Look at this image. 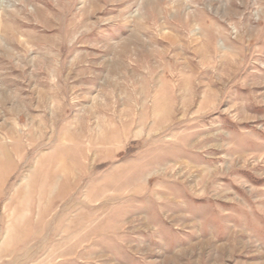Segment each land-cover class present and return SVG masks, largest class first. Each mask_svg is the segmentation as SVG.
Returning <instances> with one entry per match:
<instances>
[{
	"label": "rangeland",
	"instance_id": "obj_1",
	"mask_svg": "<svg viewBox=\"0 0 264 264\" xmlns=\"http://www.w3.org/2000/svg\"><path fill=\"white\" fill-rule=\"evenodd\" d=\"M0 264H264V0H0Z\"/></svg>",
	"mask_w": 264,
	"mask_h": 264
}]
</instances>
